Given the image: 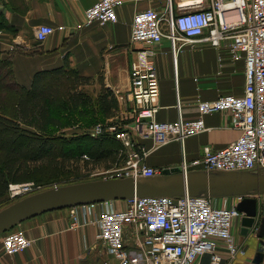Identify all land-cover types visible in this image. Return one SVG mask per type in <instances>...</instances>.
<instances>
[{
  "label": "built area",
  "instance_id": "2783aa9c",
  "mask_svg": "<svg viewBox=\"0 0 264 264\" xmlns=\"http://www.w3.org/2000/svg\"><path fill=\"white\" fill-rule=\"evenodd\" d=\"M122 5V0L98 1L85 11L84 27L117 23V8ZM54 32L51 26H40L35 35L44 43ZM163 38L171 41L175 65L179 42L207 44L226 51L231 62H245L244 93L197 101L193 119L159 122L161 91L154 58ZM131 41L141 46L130 65L131 121L123 124L110 120L92 132L94 136L105 132L113 135L126 152L124 163L108 171L105 179L161 175V170L147 165L148 156L209 131L205 118L216 113L229 116L231 128L240 132L239 137L220 150L205 147L195 160L185 157L179 169L184 174L264 170V0H166L164 12L149 8L135 14ZM224 60L220 54V66ZM146 140L151 141V148L143 143ZM38 188L32 183L11 185L9 194L14 197ZM222 199L228 198L134 197L122 201L123 210L102 208L89 224L98 227L97 241L115 264H203L206 258L207 264H227L244 252L232 232L243 216L237 209L242 197L231 198L232 206L218 204ZM103 204L80 207L93 212ZM77 208H70L73 228L80 226ZM31 245L23 231H11L2 240L7 256Z\"/></svg>",
  "mask_w": 264,
  "mask_h": 264
},
{
  "label": "crops",
  "instance_id": "0c3cea01",
  "mask_svg": "<svg viewBox=\"0 0 264 264\" xmlns=\"http://www.w3.org/2000/svg\"><path fill=\"white\" fill-rule=\"evenodd\" d=\"M98 1L0 0V22L4 24L0 29V52L4 58H11L16 81L27 87L37 72L68 64L82 76L91 78L96 88L112 90L119 102L117 116L120 114L127 120L133 106L128 97L130 65L141 49L131 41L133 18L149 8L164 12L166 0H122L123 5L117 8V23L84 27L85 11ZM204 2L207 5L208 1ZM40 26L55 29L44 43H39L35 35ZM63 26L65 29L61 30ZM179 47L177 65L169 39L163 38L156 47L154 60L161 91L159 122H175L180 117L193 119L197 116V101L244 93L245 62H231L226 51L203 43L179 42ZM220 54L225 58L223 66H220ZM205 121L209 131L184 144L172 143L152 152L147 165L161 172L180 168L185 157L188 161L200 158L205 147L215 151L223 149L240 135L231 128L226 114L208 115ZM143 143L152 147L149 140ZM260 198L264 205V196ZM218 204L232 206L233 200L222 199ZM102 208L123 210L125 203H104L93 212L89 207H78V228L72 227L71 209L47 213L18 225L13 231H23L32 245L21 253L7 256L2 248L5 235H1L0 264H105L106 260L115 264L97 241L98 227L89 224ZM232 232L244 252L227 264H252L259 247L255 233L245 236L241 219ZM203 262L207 264V258Z\"/></svg>",
  "mask_w": 264,
  "mask_h": 264
},
{
  "label": "trees",
  "instance_id": "16d2710c",
  "mask_svg": "<svg viewBox=\"0 0 264 264\" xmlns=\"http://www.w3.org/2000/svg\"><path fill=\"white\" fill-rule=\"evenodd\" d=\"M90 86L93 80L68 64L37 72L30 86L21 85L11 58L0 52L1 201L11 185L58 184L64 176L90 165L110 168L122 164L126 152L113 135L58 132L78 121L90 128L117 117L119 102L114 92L103 87L93 95L86 90Z\"/></svg>",
  "mask_w": 264,
  "mask_h": 264
},
{
  "label": "water",
  "instance_id": "95a60500",
  "mask_svg": "<svg viewBox=\"0 0 264 264\" xmlns=\"http://www.w3.org/2000/svg\"><path fill=\"white\" fill-rule=\"evenodd\" d=\"M242 197V232L255 233L259 247L252 264L264 263V170L246 172L193 171L170 168L152 178L102 179L57 186L27 196L0 211V236L18 225L54 211L125 201L134 197Z\"/></svg>",
  "mask_w": 264,
  "mask_h": 264
},
{
  "label": "rangeland",
  "instance_id": "374dc122",
  "mask_svg": "<svg viewBox=\"0 0 264 264\" xmlns=\"http://www.w3.org/2000/svg\"><path fill=\"white\" fill-rule=\"evenodd\" d=\"M87 91L90 92V94H98L100 91V88H96L95 86H90L89 88H86ZM113 122H122L123 124H128L131 120H123V118L120 116H117L115 119H113ZM78 121V120H76ZM78 124L75 125H71V126H67V127H62L60 132H69V133H74L77 131H88L89 133L92 134L93 130H95L98 125H103L105 126L107 124V122H111L110 120L107 122H103V121H99L97 123H95V126L90 127V128H86L84 127L80 122L78 121ZM68 124V123H65ZM125 160H123L122 164L124 163ZM121 164V165H122ZM120 165V166H121ZM120 166H111L110 168H107L105 166L99 165V166H94V165H90L87 168H81L80 171L75 172L73 175H66L64 176L61 182H59L58 184H50V185H46V186H41L36 184L35 182H32V185H35V187H39L36 191L33 192H23L22 194H17L14 195V197L10 196V194L8 196H6V198H4L2 201L0 200V211L4 208H6L7 206L15 203L16 201L23 199L27 196L33 195L35 193L47 190V189H51L57 186H66V185H72V184H79V183H83V182H88V181H94V180H102L105 179L106 176H108V171H112L114 168H118ZM107 172V174H106ZM19 185V184H18ZM261 199V198H260Z\"/></svg>",
  "mask_w": 264,
  "mask_h": 264
}]
</instances>
